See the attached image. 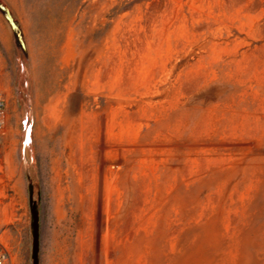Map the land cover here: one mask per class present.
<instances>
[{"label": "rangeland", "instance_id": "obj_1", "mask_svg": "<svg viewBox=\"0 0 264 264\" xmlns=\"http://www.w3.org/2000/svg\"><path fill=\"white\" fill-rule=\"evenodd\" d=\"M4 1L40 264H264V0ZM20 85L0 13V239L32 264Z\"/></svg>", "mask_w": 264, "mask_h": 264}, {"label": "water", "instance_id": "obj_2", "mask_svg": "<svg viewBox=\"0 0 264 264\" xmlns=\"http://www.w3.org/2000/svg\"><path fill=\"white\" fill-rule=\"evenodd\" d=\"M0 13L8 22L17 49V62L20 72V89L19 95L23 100L25 106V113L23 117V151H30L29 161H25V169L28 179L29 190V206H30V230L32 235V264H40V250H41V221H40V197L41 186L38 182L34 181L30 174V162L34 161L33 156V115L32 105L28 93V80L26 75L25 62L28 61V47L25 34L20 21L14 15L12 9L4 1L0 0ZM37 195V197H36Z\"/></svg>", "mask_w": 264, "mask_h": 264}, {"label": "built area", "instance_id": "obj_3", "mask_svg": "<svg viewBox=\"0 0 264 264\" xmlns=\"http://www.w3.org/2000/svg\"><path fill=\"white\" fill-rule=\"evenodd\" d=\"M8 106L7 96L0 90V131H3L6 125V110ZM0 264H14L12 254L5 242L0 239Z\"/></svg>", "mask_w": 264, "mask_h": 264}]
</instances>
